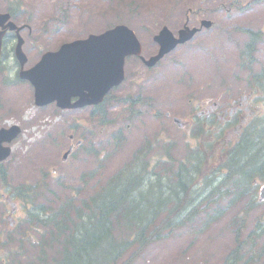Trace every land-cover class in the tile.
<instances>
[{
  "label": "rangeland",
  "instance_id": "rangeland-1",
  "mask_svg": "<svg viewBox=\"0 0 264 264\" xmlns=\"http://www.w3.org/2000/svg\"><path fill=\"white\" fill-rule=\"evenodd\" d=\"M16 1L25 9L19 20L30 22L38 39L35 43L26 38L34 58L37 53L55 50L62 43L101 33L117 24H126L135 32L142 55L148 58L157 51L152 38L162 27L176 34L187 15L191 26L198 27L202 19L213 23L210 30H202L152 69H146L137 59H127L125 79L112 96L140 94L144 105L136 107L141 112L137 120L126 117V108L114 102L104 124L92 121L88 109L59 112L53 105L38 108L33 103V89L24 82L15 83L12 62L3 63L0 127L16 125L21 132L9 144L10 156L1 164L8 186L0 176V241H8L0 246V255L10 262L11 254L7 253L18 252L20 259L14 264H24L35 252L28 240L32 237L37 241L38 235L19 229L18 224L23 227L32 205L12 198L10 206L8 198L13 189L43 182L40 187L43 193L54 191L60 197L52 203L55 205L71 189L77 190L78 195L81 193L82 198L92 196L144 143L157 152L155 159H165V155L161 156L164 151L166 158L181 159L186 147L194 148L197 141L191 126L179 129L173 118L187 123L206 99L212 100L222 93L221 99L235 101L246 93L247 72L240 67L249 55L242 52L247 41L242 28L262 33V41L257 43L251 57L256 59L253 70L264 66V0ZM6 4L8 0H0L1 7ZM127 123L130 127H126ZM69 135L74 136L72 141ZM225 139L231 144L235 135L230 131ZM76 140H81L82 146L63 161V154ZM214 149L211 163L217 166L221 148L215 145ZM263 185L258 184L256 197ZM226 201L203 203L200 210H204L198 211L194 220L139 254L134 249L129 251L121 263L222 264L234 247L233 231L239 230V244L235 236V248L239 245L236 264H264V202L255 208L246 207L249 197L241 196L224 209ZM218 211L221 212L216 220L205 225Z\"/></svg>",
  "mask_w": 264,
  "mask_h": 264
},
{
  "label": "trees",
  "instance_id": "trees-1",
  "mask_svg": "<svg viewBox=\"0 0 264 264\" xmlns=\"http://www.w3.org/2000/svg\"><path fill=\"white\" fill-rule=\"evenodd\" d=\"M241 30L248 38L247 52L252 51L261 33ZM251 78L259 93L260 113L239 127L234 143L221 148L217 166L211 163L213 146L225 128L231 127L228 125L215 126L206 141L178 161L160 157L149 168L148 158L135 155L92 196L82 198L71 189L73 193L53 205L60 197L51 191L49 203L32 204L27 211L21 229L35 231L38 239L28 240L35 252L25 264H122L133 247L141 252L194 220L198 211L204 210H200L203 203L218 204L224 199L226 209L247 195L257 181H264V68ZM0 175L4 177L1 168ZM39 188L37 184L35 199ZM22 191L30 188L15 189L20 196ZM29 199L33 203L32 195ZM220 212L205 225L214 222ZM235 236L237 244L239 230L233 231L234 247L223 264H236L239 245L235 248ZM11 258L16 259L14 255Z\"/></svg>",
  "mask_w": 264,
  "mask_h": 264
},
{
  "label": "water",
  "instance_id": "water-1",
  "mask_svg": "<svg viewBox=\"0 0 264 264\" xmlns=\"http://www.w3.org/2000/svg\"><path fill=\"white\" fill-rule=\"evenodd\" d=\"M201 24L210 26L206 21ZM9 27L13 28V25ZM196 31L185 27L179 31L178 38H174L164 27L153 38L159 45L157 54L146 60L141 57V45L134 32L124 25L115 26L102 34L64 44L56 53L45 54L33 69L21 71L20 77L34 85L38 106L56 102L57 107L68 109L98 104L110 88L123 80L125 57L139 56L147 67H153L178 44L190 40ZM16 53L22 66L25 58L19 48ZM72 97H78V100L71 103ZM18 133L17 127L0 130V161L10 152L9 148L1 146L2 142H11Z\"/></svg>",
  "mask_w": 264,
  "mask_h": 264
},
{
  "label": "flooded vegetation",
  "instance_id": "flooded-vegetation-1",
  "mask_svg": "<svg viewBox=\"0 0 264 264\" xmlns=\"http://www.w3.org/2000/svg\"><path fill=\"white\" fill-rule=\"evenodd\" d=\"M22 7H13V6H6L4 12L10 13L11 20L18 21L19 17L16 16L17 13H21ZM20 25L23 27L19 31V36L22 38V47L23 52L26 57L27 62L37 61L40 54H35V58L32 57V51L29 50L27 47L29 45V42L26 41V38H31L30 40H34L36 43L38 41L37 37L33 35V32L31 31V27L29 26V23L21 22ZM17 34L15 31H6L4 34V37L2 39V52L5 53V55L12 56L13 60L15 58L14 50L15 45L17 43ZM40 40V37H39ZM14 46V48H13ZM137 97L139 100L141 98V95H138ZM221 97V96H220ZM220 97H217L214 99V101L210 102L209 100H205V104L203 106H200L198 111L196 112V117L190 119V125L195 124L197 121H200V124L204 126L213 125L215 122H218L220 124L229 123L234 119L236 116L241 115L238 114V111L241 110L242 103H239L238 106L234 105V102L228 101L225 102L223 100H220ZM219 98V99H218ZM136 99V100H138ZM135 103H138L136 101ZM133 102L131 101L129 104V108L127 109L128 112H135L132 107ZM111 110L110 103L108 105V109L105 113L107 115L109 111ZM245 111L248 109L245 108ZM243 122V118H239L238 120H235V123H241Z\"/></svg>",
  "mask_w": 264,
  "mask_h": 264
}]
</instances>
